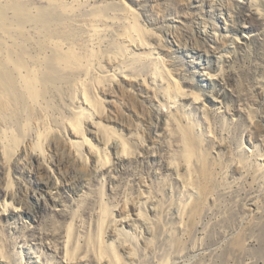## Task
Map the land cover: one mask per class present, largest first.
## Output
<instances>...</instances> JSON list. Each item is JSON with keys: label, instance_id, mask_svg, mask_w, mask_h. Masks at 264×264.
<instances>
[{"label": "rangeland", "instance_id": "374dc122", "mask_svg": "<svg viewBox=\"0 0 264 264\" xmlns=\"http://www.w3.org/2000/svg\"><path fill=\"white\" fill-rule=\"evenodd\" d=\"M0 10V52L53 78L33 94L0 58V188L16 196L0 193V264H264V0ZM96 122L105 164L75 168L74 132ZM55 153L71 171L48 196L32 162Z\"/></svg>", "mask_w": 264, "mask_h": 264}, {"label": "bare ground", "instance_id": "6f19581e", "mask_svg": "<svg viewBox=\"0 0 264 264\" xmlns=\"http://www.w3.org/2000/svg\"><path fill=\"white\" fill-rule=\"evenodd\" d=\"M253 1L255 3L256 0H253ZM208 6H210V2H208ZM15 9H16V13H17V15L21 21L23 18L28 16L26 5H18V6H16ZM52 15H53L52 13L42 11L39 14L38 18L40 20H46V19L50 18ZM0 18H2V10H0ZM140 38H141V36H140ZM141 40H142V38H141ZM142 43H145V42L142 40ZM26 55H27L26 51L22 47H15V48L7 49L3 53H2V51L0 52V58L3 62L2 66L6 69V71H8L10 76H12L13 73L10 72L9 67H11V70L13 72H16V73L23 72L24 76L22 78V83H23L22 87L25 89H28L31 93L36 94V93L40 92L41 90H45L46 85L50 81H52L53 78L50 75H43V76L36 75L32 71H30V68H28L29 65L27 66V62L25 60ZM147 58L148 57H146V59ZM150 58H152V55L150 56ZM50 61H51L50 65H49L50 70H54V67L63 66L64 63H66V59L58 52H55V54L53 55V58ZM66 65H68V64H66ZM68 66H71V65H68ZM0 77H1V74H0ZM211 78H212V74H208V73H202V75L200 76V80H207V79L209 80ZM2 87H3V85L0 84V88H2ZM176 96H179V94L177 92H176ZM101 127L102 126L100 125V123L96 122V131H97L96 132L95 131V124H92L91 130L88 131L89 136H87L85 134V132L81 129V127L76 128L74 134L77 136V138H76L77 143L72 142V146H70L72 149L69 152V159L73 161V166L75 168L83 167L85 164H88L89 161L96 160L97 157H98L99 163L105 164L106 158H105V155L103 154V151L100 149H97L91 143V140L94 142H97L98 138L102 139L103 136L100 137V135H99V134L102 135V131H101L102 128ZM92 128L94 129V131ZM184 136H185L184 138L186 139V141L190 145H192V141L190 139L191 135L189 134L188 131L185 132ZM117 139H119V137H117ZM119 147L122 148L121 142H119ZM83 150H86L87 154L84 153ZM123 150H125V149L123 148ZM78 151H83V153H79ZM80 154L82 155L81 156L82 158L78 157V155H80ZM55 156L57 157L56 162H53L50 159L46 160L44 158V156H42L41 158H36L32 162L33 167H34V171L32 172V175H31L32 179L39 186L40 191H42V192H45L46 190L48 191V196L50 195L49 192H51L53 190V188L55 187L54 178H55L56 174L63 169H66L65 174H68L69 169L71 171V168L68 167V163H69L68 160L66 161V160H63L61 158H58V153H55ZM107 159H108V157H107ZM84 162H85V164H84ZM15 170H17V168ZM0 193H1V195L5 201L7 199L10 200L9 205H11L12 202L16 198L15 194L12 193V191L5 189V188H0ZM32 198H33L34 202H37V198L34 197V195L32 196ZM16 203L19 204L20 202L17 200Z\"/></svg>", "mask_w": 264, "mask_h": 264}]
</instances>
